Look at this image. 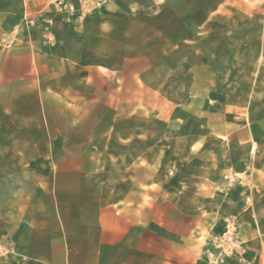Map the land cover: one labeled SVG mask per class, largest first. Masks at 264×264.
<instances>
[{
	"label": "crops",
	"instance_id": "obj_1",
	"mask_svg": "<svg viewBox=\"0 0 264 264\" xmlns=\"http://www.w3.org/2000/svg\"><path fill=\"white\" fill-rule=\"evenodd\" d=\"M54 1L0 0V39L12 35L24 16L28 37L20 56L5 66L18 58L28 62L29 45L41 47L43 101L73 100L74 107H59L55 115L80 129L70 147L97 149V170L83 171L76 158L71 168L54 173L35 172L33 158L25 170L12 157L1 162L0 264H207L198 236L204 226L160 199V187L147 190L144 167L129 171L130 111L114 108L115 88L128 97L131 51L171 52L168 58H137L143 68L133 75L143 84L159 62H171L181 51L201 52L202 59L213 53L212 59L221 60L220 53L236 50L227 37L235 41L243 21H261L264 27V0H154L153 13L138 15L130 11L144 9L143 2L118 7L103 0L100 11L56 15L47 11ZM68 141L53 138L51 146L63 148ZM136 146L132 160L145 164V141ZM50 179L53 187L13 183ZM238 228L249 264H264V220L256 228L241 223Z\"/></svg>",
	"mask_w": 264,
	"mask_h": 264
},
{
	"label": "rangeland",
	"instance_id": "obj_2",
	"mask_svg": "<svg viewBox=\"0 0 264 264\" xmlns=\"http://www.w3.org/2000/svg\"><path fill=\"white\" fill-rule=\"evenodd\" d=\"M113 1L118 7L128 2L145 3L144 9H135L131 14H150L154 10V0ZM70 2L66 6L64 0H55L47 11L56 15L100 11L103 0ZM261 23L243 21L241 35L235 41L227 37L231 39L229 47L236 50L220 53L221 60L212 59L213 53H203L205 59H202L201 52L181 51L173 61L159 62L156 71L147 75L145 84L133 75L143 68L137 58H153L157 54H166L168 58L171 52L131 51L128 97L124 94L121 98L115 88L114 108L130 111L129 171H137L138 166L141 171L144 167L147 190L160 187V199L172 201L179 210L192 213L195 225L204 226L198 236L205 242L202 256L207 264H249L238 226L252 224L256 228L264 220V27ZM25 26L24 16L12 35L0 39L3 64L0 163L12 157L18 168L25 170L26 160L33 158L35 172L54 173L57 168H71L76 158L81 159L83 171H95L97 149L70 147L80 138V129L65 125L55 115L59 107H74L73 100L54 96L46 103L43 101L41 47L29 45L28 62L18 58L11 68L5 66L11 57L20 56V47L28 38ZM40 37L39 31L35 38ZM171 74L175 82L170 83ZM90 124L89 121L87 130ZM53 138L69 140L65 142L68 146H51ZM138 140L146 145V162L140 165L132 160L137 155ZM13 183L23 187L30 183L53 187L55 180ZM231 240L241 250L233 248ZM4 252L1 248L0 253Z\"/></svg>",
	"mask_w": 264,
	"mask_h": 264
},
{
	"label": "built area",
	"instance_id": "obj_3",
	"mask_svg": "<svg viewBox=\"0 0 264 264\" xmlns=\"http://www.w3.org/2000/svg\"><path fill=\"white\" fill-rule=\"evenodd\" d=\"M230 237V236H229ZM231 245L233 246V248H238L240 249L239 245H237V243L233 240L230 241ZM1 249V248H0ZM241 250V249H240Z\"/></svg>",
	"mask_w": 264,
	"mask_h": 264
}]
</instances>
